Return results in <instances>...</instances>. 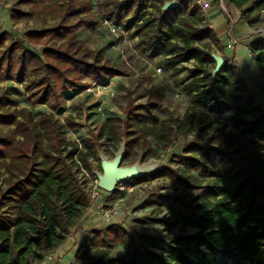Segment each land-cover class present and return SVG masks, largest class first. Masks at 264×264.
Masks as SVG:
<instances>
[{"label": "trees", "instance_id": "16d2710c", "mask_svg": "<svg viewBox=\"0 0 264 264\" xmlns=\"http://www.w3.org/2000/svg\"><path fill=\"white\" fill-rule=\"evenodd\" d=\"M95 0H19L33 13L59 23L49 29L27 33L23 40L6 45L9 33L0 35V81L21 84L31 108L47 106L50 112L36 120L10 94L0 96V262L40 263L47 251L60 247L80 224L90 201L68 164L79 153L98 160V145L81 141L83 149L67 142L52 112L65 104L68 92L84 91V80L105 82L126 74L108 62L102 50L92 51L79 41L78 32L94 28ZM159 5L156 15L143 13L149 3ZM170 0H96L99 14L120 25L148 56L161 59L173 77L187 73L183 95L189 101L184 116L159 120L157 110L166 98L160 84L147 92L148 102L131 107L126 119L109 118L101 125L97 140L107 136L117 151L127 140L123 163L134 164L158 157V150L176 136L195 133V141L176 155L183 169L155 176H169L174 185L192 191L190 198L161 196L157 206L167 209L176 223L199 231L195 237H181L172 243L149 237V246L167 258L148 253L143 258L135 240L121 226L96 229L78 251L85 257L100 247H121L124 257L107 264H228L216 257L235 245L243 262L264 264V109L236 67H226L213 79L210 54L221 50L213 30L204 25L198 8L177 0L179 7L164 14L160 9ZM241 10V18L252 27V16L264 10V0H225ZM250 6V7H249ZM249 7L248 9H246ZM86 14L85 18L82 17ZM26 16L23 13H18ZM41 46V53L29 46ZM264 77V37L250 45ZM194 61V69L180 67ZM162 67V66H161ZM215 121H212V120ZM70 128L77 125L67 119ZM4 129H7L5 132ZM18 138L22 140H18ZM72 151L63 156L67 149ZM3 173V174H4ZM155 223V221H152ZM205 247L207 254L201 252ZM103 258L107 253H102Z\"/></svg>", "mask_w": 264, "mask_h": 264}, {"label": "rangeland", "instance_id": "374dc122", "mask_svg": "<svg viewBox=\"0 0 264 264\" xmlns=\"http://www.w3.org/2000/svg\"><path fill=\"white\" fill-rule=\"evenodd\" d=\"M18 1L19 0H0V35L3 33H9L10 37L12 36L11 39L7 41L6 45H10L13 42L20 40L26 42L27 33L35 30L49 29L59 23L58 20H53L51 17L46 18L41 14L33 13L28 7L20 5ZM257 1L258 0H253L252 5ZM96 4L95 0L93 7L95 19L93 20V23L96 25L94 28L85 26L80 30L78 32L79 41L83 42L85 47L92 51L102 50L104 58L113 66L122 70L126 76H111L102 83L84 80V91L81 93L75 92L76 94L71 93L67 97L65 96L66 99L64 106L58 112L52 113L55 120L60 125L63 136L67 142L77 143V141L90 139L99 146V150L103 151L104 149H107V142L100 139L97 140V133L101 125L105 120L112 117L126 119V113L131 107L146 104L148 102L147 92L150 91L152 85L160 84L164 86L167 93L162 106L157 110L159 120H164L172 116L182 118L190 104L188 99L182 93V87L186 84L187 74L185 73L178 77H173L171 73L167 71L162 75H158L156 70L159 67L164 66L161 64V59L157 56L149 57L147 53L148 49L144 52L138 45L137 39H132L120 25L112 21L113 26L118 27L117 33H113L104 24L105 20H111L107 16L97 12L98 9ZM158 6L157 3L152 1L143 13L156 15L158 11L155 7ZM19 12L26 16L20 15V18L18 19ZM85 16L86 14L82 15L84 18ZM234 34L241 40V44L232 50H226V54L231 57L236 53L240 65L238 69L242 74V77L248 79L246 80V84L251 92L257 96L259 87L256 82V79H258L256 73L258 69L255 68L257 71H253V60H251L250 57L249 46L253 42L261 40L263 37L252 35L246 26H242V22H240L238 27L235 28ZM222 42L224 47L230 42L226 34L222 37ZM29 48L38 53H41L42 50L41 46L30 45ZM6 93L18 99L20 102V107L18 109L27 108L32 111L37 121L50 112L47 106L43 105L31 108L30 104L26 101L27 95L21 84L11 81H0V96ZM176 94H180V97H176ZM260 99L261 104L264 106V94L261 93ZM99 109H101V111H99ZM70 117L74 119V123L77 125L75 129L70 128L67 124V119ZM4 131L6 132L7 129H4ZM18 140L22 139L18 138ZM188 145L189 144H185L175 152L173 151L175 149H172L170 154L165 155L162 162L157 160L158 157L142 161L141 156L143 155V152L139 151V158L136 162L141 161L143 164L160 163L159 171L141 179H134L122 183L126 186H131L132 184L155 183L156 179H159V181L162 180L166 185H173L174 183L169 176L159 177L155 175L160 171H163V169L166 170L170 168L174 170L172 165H176L174 163L177 159L176 155H184L183 149ZM111 147L112 150H109L107 153L104 151V153L108 157L113 158L117 151L115 150L114 145H111ZM152 159L156 161L152 162ZM123 165L130 166L132 164L123 163ZM93 170L94 172L100 171L99 160L98 165L93 167ZM3 173L4 170L2 171V176L0 178V186L5 190L6 186H4V180L8 175ZM100 193L108 203H113L118 197L126 196V207H131L134 212H139L136 217L141 221L138 220L139 222H137L142 224L141 226H146L151 229H154L158 225L149 222L150 219H152L151 217H154L158 211L157 199L161 196L179 197L177 193H162L159 188H153L147 192L144 199L141 200V206H138L135 204L137 196L134 194L124 195L121 191L109 194L102 190H100ZM189 194L191 197L193 192L190 191ZM129 220L131 219L125 220L124 225H126ZM90 223L94 224L92 225V228H94L95 224L96 226L99 224L98 229L105 228V226L101 225L97 219L92 220ZM101 248L104 251H110V248L108 247L97 248L98 251H100L99 249ZM117 248L119 249L121 247H116V249ZM113 255L117 254L113 252ZM70 256L71 255L63 260L61 264H69ZM221 259H225L224 256H222ZM224 261H229V264H239V262L232 257L228 258L227 261L226 259Z\"/></svg>", "mask_w": 264, "mask_h": 264}, {"label": "built area", "instance_id": "2783aa9c", "mask_svg": "<svg viewBox=\"0 0 264 264\" xmlns=\"http://www.w3.org/2000/svg\"><path fill=\"white\" fill-rule=\"evenodd\" d=\"M188 6L191 9L198 8L205 19L204 25L210 28L206 18L213 9L212 4L207 0H189ZM217 7L223 13L226 19L229 21V27L226 31V35L230 42L227 44L225 48L227 50H232L241 44V40L237 38L234 34L236 27V20L234 16L229 12L228 4L226 3L225 0H218ZM252 19L254 21V24L252 27L247 25L248 31L252 35L264 37V10H260L256 12L252 16ZM104 24L113 33L115 34L117 33L118 27L116 26L114 27L112 21L105 20ZM196 66L197 63L189 62V63L181 64L180 67H184L186 69H194ZM228 66L234 67L233 63H231ZM165 71L166 68L162 66L156 70V73L158 75H162L165 73ZM176 95H177L176 97H180V94H176ZM99 111H101V109H99ZM212 121L215 120L213 119ZM100 140L107 142V149L103 150L105 151V153H107L109 150H112L111 145H113V142L109 141L107 136L103 137ZM194 141H195V133L179 135L168 145L158 150L159 155L157 160L162 162L165 155L170 154L172 152V149H175L173 150L175 152L178 148H181L185 144H191ZM73 144L77 146L79 152L86 153V151L83 149L81 145V141H77V143L74 142ZM71 151L72 148L69 147L67 149V152L64 153V156H66L67 153ZM155 161L156 160L152 159V162ZM174 163L176 165H172V168H174V170L179 175H181L183 167L175 161ZM68 164L72 168L73 173L76 175L79 184L87 194L88 199L90 201V207L86 211L80 224L70 232L66 241L60 247H58L55 250L47 251L44 254L42 262L36 263L31 261L27 264H53V263L59 264L63 260L68 258L69 255H71L69 257V264H107L111 259H118L124 257V252L122 248L119 249L110 248L109 249L110 251H106V250L104 251L102 248L99 249L100 251H98V249H93L85 257L83 258L78 257V251L80 250L82 244L87 239H91V240L95 239L94 231L97 229L96 228V229L83 231V229H81L80 227L83 224V222L89 223L94 219H97V221L105 227L107 226L123 227L129 233V235H131L134 238L136 244L135 249L143 258H145L148 253H154L167 258V255L165 253L158 250L157 248L148 245L147 238L149 237L161 238L168 243H172L181 237L190 238L198 235L199 231L193 227L190 226L184 227L180 223L175 224L176 222L175 218L164 207H160V208L158 207L157 213L154 215V217H151L152 219H150L149 221L150 223H152L151 222L152 220L155 221V224H158L154 229H151L146 226H141L142 224L138 223L141 220H139L138 217H136L139 214V212H134L131 209V207H126V200H127L126 196L118 197L117 200L114 201L113 203H108L107 200L102 197L100 193V189L98 188L97 185L98 182L95 177V172L93 170V167H96L98 165V160L94 158H88L87 160V166L89 167L88 169L79 159V153H77L72 160L68 161ZM153 188H159L160 192L162 193H171V194L177 193L179 197L190 198V194H189L190 191H185L181 187L176 186L174 184L166 185L162 180L159 181V179H156L155 183L150 182L145 184H132L131 186H126L124 183H120L117 186L116 191H121L122 193H124V195H130V194L136 195L137 199L135 200V204L141 206L142 203L141 200H143L144 197L146 196V193L152 190ZM127 219H131V220H129L128 223L124 225V221ZM80 232H83V239L82 241L78 242L76 240V236ZM73 243H76V246L72 248L71 252H67V253L64 252L65 246L67 244H73ZM200 250L202 253L207 254V250L204 246L201 247ZM113 252L117 255H113ZM102 253H107V256L103 258ZM222 256H224L226 261L228 258L232 257L233 259H236L239 262V264H249L247 262L242 261L235 245H232L226 253H222V252L216 253V257L218 259H221ZM0 264L2 263L0 262Z\"/></svg>", "mask_w": 264, "mask_h": 264}, {"label": "water", "instance_id": "95a60500", "mask_svg": "<svg viewBox=\"0 0 264 264\" xmlns=\"http://www.w3.org/2000/svg\"><path fill=\"white\" fill-rule=\"evenodd\" d=\"M178 7L179 3L177 0H170L162 5L160 11L164 14ZM210 57L214 61V68L210 71V75L214 79L226 67V62L221 55L215 52L211 53ZM126 145L127 140L123 139L113 158L108 157L104 151L98 149L97 157L100 162V171H96L95 176L100 190L113 194L120 183L141 179L159 171L160 163L143 164L138 161L130 166L123 165L122 160L126 152Z\"/></svg>", "mask_w": 264, "mask_h": 264}, {"label": "crops", "instance_id": "0c3cea01", "mask_svg": "<svg viewBox=\"0 0 264 264\" xmlns=\"http://www.w3.org/2000/svg\"><path fill=\"white\" fill-rule=\"evenodd\" d=\"M185 1H189V0H183V2H185ZM207 1L210 2L212 4V6H213L212 11L208 14V16L206 18L207 19V23H208L210 29L213 30L215 32V34L217 35V37H218V39H219V41L221 43V47H222L221 50L215 49L214 52L218 53L219 55H221L224 58L227 66L230 65L231 63H233L234 67H236L238 69L240 67V65L238 63V60H237L238 58L236 56V53L233 56H231V57L228 56L226 54V50L227 49L224 47V44L222 42V37L225 36L226 31H227V29L229 27V21L226 18H224L225 16L218 9V7H217L218 6V0H207ZM228 10L234 16V18L236 20V27H238L240 22H242V26H246L247 27V25H248L247 22L241 18V10H239V9L235 8L234 6L229 5V4H228ZM249 50H250V46H249ZM250 55H251L250 56L251 60H253L252 61V66L254 68L253 71L256 72L257 70L255 68L258 69V71L256 73L258 79H256V82H257V85L259 87V91H258V94L256 96V99L259 102V104L261 105V107L264 109V106L261 104V99H260L261 93L264 94V77L262 76L261 70L258 67V65L256 63V60H255L254 56L252 55L251 51H250ZM191 62H194V61H191ZM238 71H239V69H238ZM183 74H185V73H183ZM239 77L241 79H243L245 82H246V80H248L246 77H242V74L240 73V71H239ZM71 93L76 94L74 91L73 92H68L67 94H71ZM92 225H94V224H92L90 222L89 223L83 222V224L81 225L80 228L83 229V231L84 230H91V229H96V228L98 229L99 228V224L97 226L95 224L94 228H92ZM82 239H83V232H80V233L77 234L76 240L79 242V241H82ZM75 246H76V243L67 244L65 246V248H64V252H66V253L67 252H71L72 248L75 247ZM61 263H59V264H61ZM53 264H56V263H53Z\"/></svg>", "mask_w": 264, "mask_h": 264}]
</instances>
